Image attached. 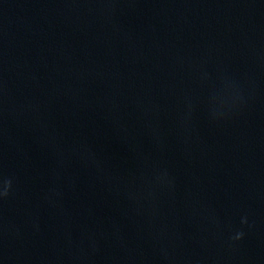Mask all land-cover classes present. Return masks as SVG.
<instances>
[{
    "label": "water",
    "instance_id": "obj_1",
    "mask_svg": "<svg viewBox=\"0 0 264 264\" xmlns=\"http://www.w3.org/2000/svg\"><path fill=\"white\" fill-rule=\"evenodd\" d=\"M0 264H264V0H0Z\"/></svg>",
    "mask_w": 264,
    "mask_h": 264
},
{
    "label": "clouds",
    "instance_id": "obj_2",
    "mask_svg": "<svg viewBox=\"0 0 264 264\" xmlns=\"http://www.w3.org/2000/svg\"><path fill=\"white\" fill-rule=\"evenodd\" d=\"M237 238H239V237H237Z\"/></svg>",
    "mask_w": 264,
    "mask_h": 264
}]
</instances>
